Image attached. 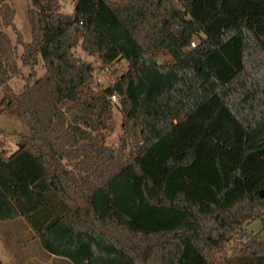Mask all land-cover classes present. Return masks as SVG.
Masks as SVG:
<instances>
[{
  "label": "trees",
  "instance_id": "16d2710c",
  "mask_svg": "<svg viewBox=\"0 0 264 264\" xmlns=\"http://www.w3.org/2000/svg\"><path fill=\"white\" fill-rule=\"evenodd\" d=\"M14 19L0 0L18 36L0 30L2 111L32 134L0 150V222L74 264H264L247 228L264 214V0H31L30 43ZM79 48L126 69L101 86Z\"/></svg>",
  "mask_w": 264,
  "mask_h": 264
},
{
  "label": "rangeland",
  "instance_id": "374dc122",
  "mask_svg": "<svg viewBox=\"0 0 264 264\" xmlns=\"http://www.w3.org/2000/svg\"><path fill=\"white\" fill-rule=\"evenodd\" d=\"M11 6L15 9L14 25L22 35L25 43H30L33 39L29 8L31 0H8ZM75 0H62L64 11L72 13L74 10ZM0 30L5 31L10 35L11 39L16 43L17 34L12 26L4 27L0 22ZM23 52V45H19V54ZM77 54L92 62L96 67L97 82L101 86H107L114 83L120 76L122 71L126 69V65L117 64L110 68L102 69L97 61V58L86 54L81 48L77 49ZM21 63V61H20ZM37 71L40 75L45 72L44 67L38 65ZM26 75L30 69L25 68ZM24 80L22 77L14 78L8 87L12 92L20 93L23 90ZM5 96V89L0 91V150L14 152L18 149L20 136L18 133L26 135L32 134L30 119L18 118L4 113L2 104ZM122 116L119 111H116V131L111 135L109 143H116L121 132ZM18 194H26L28 189L21 188L16 190ZM40 197V193L35 191ZM249 232L262 234L264 240V214L252 222L248 227ZM0 262L1 264H74L71 259L51 255L43 246L41 240L34 237L32 230L22 217L12 222H0ZM235 262V258L234 261ZM237 262V261H236Z\"/></svg>",
  "mask_w": 264,
  "mask_h": 264
},
{
  "label": "built area",
  "instance_id": "2783aa9c",
  "mask_svg": "<svg viewBox=\"0 0 264 264\" xmlns=\"http://www.w3.org/2000/svg\"><path fill=\"white\" fill-rule=\"evenodd\" d=\"M192 46L194 47L195 46V43H193ZM113 99H115V97Z\"/></svg>",
  "mask_w": 264,
  "mask_h": 264
},
{
  "label": "water",
  "instance_id": "95a60500",
  "mask_svg": "<svg viewBox=\"0 0 264 264\" xmlns=\"http://www.w3.org/2000/svg\"><path fill=\"white\" fill-rule=\"evenodd\" d=\"M261 196H263V194Z\"/></svg>",
  "mask_w": 264,
  "mask_h": 264
}]
</instances>
